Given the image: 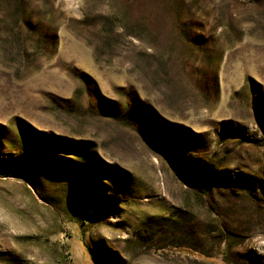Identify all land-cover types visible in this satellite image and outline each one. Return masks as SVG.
Instances as JSON below:
<instances>
[{"label": "rangeland", "instance_id": "obj_1", "mask_svg": "<svg viewBox=\"0 0 264 264\" xmlns=\"http://www.w3.org/2000/svg\"><path fill=\"white\" fill-rule=\"evenodd\" d=\"M227 260L264 264V0H0V264Z\"/></svg>", "mask_w": 264, "mask_h": 264}, {"label": "trees", "instance_id": "obj_2", "mask_svg": "<svg viewBox=\"0 0 264 264\" xmlns=\"http://www.w3.org/2000/svg\"><path fill=\"white\" fill-rule=\"evenodd\" d=\"M195 180L198 181L197 184H193L195 186V188L197 189V191H199L201 194L199 193H196L197 197H200V198H204L210 191H211V185L210 183L206 182V181H203L202 179H199L197 177H195ZM255 191V190H253ZM250 195H252V193H249ZM253 196V195H252ZM233 236L234 234L230 231H226V235L223 237V240L224 242L228 243V247L230 249V242L233 240ZM228 264H234L232 263L231 261H226Z\"/></svg>", "mask_w": 264, "mask_h": 264}]
</instances>
